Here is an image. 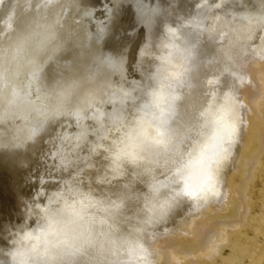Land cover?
Returning <instances> with one entry per match:
<instances>
[{"label": "clouds", "instance_id": "1", "mask_svg": "<svg viewBox=\"0 0 264 264\" xmlns=\"http://www.w3.org/2000/svg\"><path fill=\"white\" fill-rule=\"evenodd\" d=\"M251 3L194 0L192 15L165 22L140 47L139 79L129 78L126 56L94 58L96 70L51 117L72 122L54 148L64 178L23 202L22 222L6 228L0 264H157L152 245L178 212L198 214L227 199L224 173L248 124L240 92L253 81L243 68L249 58L264 62V45L253 43L264 33V0ZM70 42L53 20L4 46L0 122L26 106L14 92L21 84L12 51L50 49L53 61ZM205 44L212 54L202 55ZM39 134L26 128L23 148Z\"/></svg>", "mask_w": 264, "mask_h": 264}, {"label": "bare ground", "instance_id": "2", "mask_svg": "<svg viewBox=\"0 0 264 264\" xmlns=\"http://www.w3.org/2000/svg\"><path fill=\"white\" fill-rule=\"evenodd\" d=\"M248 3L255 8L251 0ZM35 4L33 0L27 15L21 18L18 13L10 24L12 0L0 5V51L18 32H37L53 20L65 42L84 46L70 42L53 61L50 49L35 46L18 47L11 53L15 78L21 84L14 92L26 106L0 122V246H6V228L22 222L23 202L38 190L58 187L64 178L56 170L54 148L58 138L72 130V122L51 117L83 87V76L96 70L94 58L106 53L126 56L127 71L137 75L133 66L146 39L155 40L165 22L175 24L177 17L187 18L195 6L194 0H79V7L71 0H46L38 8ZM253 43L264 45V33ZM213 51L208 44L202 47V55ZM243 71L253 81L240 92L247 104L248 124L224 173L227 199L198 214L178 212L168 226L171 231L152 245L157 264H264V166L258 175V210H250L254 172L264 155V62L249 58ZM28 127L39 128L40 134L25 149ZM251 217L255 220L250 224L252 236L246 237L240 231Z\"/></svg>", "mask_w": 264, "mask_h": 264}, {"label": "rangeland", "instance_id": "3", "mask_svg": "<svg viewBox=\"0 0 264 264\" xmlns=\"http://www.w3.org/2000/svg\"><path fill=\"white\" fill-rule=\"evenodd\" d=\"M122 47H124V46H122ZM135 70H136V68H135ZM128 76H129V78H133V79L138 78L137 75H133V73L130 70L128 72ZM261 82L264 85V78L262 79ZM197 101H198L197 96L189 97L188 102L186 103V106H184V116L185 117L190 114L192 107L197 103ZM261 104H262L261 109H262V111H264V88H263V92H262V103ZM263 166H264V155L261 157L260 166H258L256 171L254 172L255 178H254L253 184H251V196H250V202L252 205L251 209H250L251 213H253V212L256 213L258 210V201L256 198H257L259 191L261 190V188L259 186L258 175L263 174L262 173L263 172ZM137 188H140V187L137 186ZM113 190H116V189L113 188ZM254 222H255V220H252V217H251L249 225L245 226L240 232L243 233L246 237H251L252 236V226L250 224H253ZM215 263H216V261L213 262V264H215Z\"/></svg>", "mask_w": 264, "mask_h": 264}, {"label": "snow or ice", "instance_id": "4", "mask_svg": "<svg viewBox=\"0 0 264 264\" xmlns=\"http://www.w3.org/2000/svg\"><path fill=\"white\" fill-rule=\"evenodd\" d=\"M46 2V0H36L35 6L38 8L41 3ZM5 0H0V5H3ZM12 8L7 15V23L10 24L12 20L17 18L19 13L20 17L23 18L33 7V0H12Z\"/></svg>", "mask_w": 264, "mask_h": 264}]
</instances>
